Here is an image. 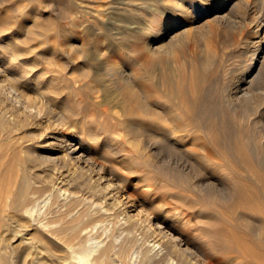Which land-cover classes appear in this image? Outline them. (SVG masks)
Instances as JSON below:
<instances>
[{"label": "bare ground", "instance_id": "bare-ground-1", "mask_svg": "<svg viewBox=\"0 0 264 264\" xmlns=\"http://www.w3.org/2000/svg\"><path fill=\"white\" fill-rule=\"evenodd\" d=\"M131 1L152 15L127 28L141 39L136 71L99 79L102 63L69 72L72 61L39 66L19 48L0 62V153L14 159L0 194V264H264V164L251 145L264 137V7L244 5L259 47L222 81L224 54L189 45L229 41L242 0ZM151 171L182 193H156ZM186 193L217 214L198 213ZM232 208L243 210L232 224L244 232L215 227ZM246 214L259 215L256 232ZM206 228L223 238L205 240ZM31 245V259L17 262Z\"/></svg>", "mask_w": 264, "mask_h": 264}, {"label": "rangeland", "instance_id": "rangeland-1", "mask_svg": "<svg viewBox=\"0 0 264 264\" xmlns=\"http://www.w3.org/2000/svg\"><path fill=\"white\" fill-rule=\"evenodd\" d=\"M112 1L114 3H112ZM123 1L126 2L120 4L114 0H85V2L82 0H0V62L5 61L4 59L9 56L8 51H10V49L19 48L25 51L24 56H26L29 61L39 66H46L49 63L62 64L66 60L69 62L72 61L74 63L70 64L72 66L68 69L69 72L71 70L75 72V69H90L102 63V66H100L101 69L98 71L99 79L105 78L108 80L112 78V80H115L117 77L114 74L115 71L121 70L122 68L136 71L135 68L137 69V67H139L141 58H135V48L141 39L138 34L128 32L127 28L133 26L131 22L135 20L136 17L146 19L149 16L150 18L152 16L149 14L151 8H147L144 5L139 8L135 7V3L131 0ZM241 3H243V5L239 4L240 10L238 9V11H240L239 13L242 15L237 13V17L241 16L247 21L245 19L243 20L245 23V25L243 23L244 26L230 24V29L232 31L230 29L228 30V35L230 34L228 36L229 41H224L222 43L221 38L219 39L215 36L214 39L215 34H212L210 35L211 38L209 36L206 37L207 39L209 38L208 41L206 38H203L201 39L202 42L201 40H197L198 42H191L192 44L195 43L194 45H191V43L189 45V47L204 46V49L207 48L210 54L215 56L216 59H220L224 54V60L221 64L222 67H220L219 63L217 65V67L220 68V75H218V78L223 79L222 81L231 80V76H235V74L238 73L239 67L244 66L250 61V58L253 56L252 50L254 49L256 51L259 47L258 44L253 42V38L258 35L253 32V27L249 24L252 15L250 13L246 14L245 12L247 11L243 8L249 5V7L254 6L253 8L257 9H255L256 13H261L260 7H264V0H242ZM130 10L132 12H129ZM258 15L263 16L264 14L261 13ZM262 18L263 22L264 16ZM234 27L237 28L236 31ZM250 29H252L251 31L254 34L250 32ZM262 32L263 31H260V35L263 39L264 33ZM261 41L263 44L261 47H263L264 40ZM70 44H72V46H70ZM216 52H218V54ZM8 58L9 59L6 60H13L10 56ZM244 58L246 60H244ZM132 59L136 60L133 61ZM238 64L239 67L237 66ZM262 67H264V63ZM181 71L183 72V70ZM228 74L231 75L229 76ZM228 77L230 78L228 79ZM260 78L261 81H264V68L261 69ZM94 84L99 87L97 83L94 82ZM139 84L141 85L143 82L139 81ZM208 96H211L209 97L211 99L217 98L215 93L213 95L210 93ZM1 104L2 101H0V105ZM251 117L254 118V115ZM241 126H243V124H241ZM244 141L248 143L246 138H244ZM251 145L256 148V150L260 149L258 152V161L264 164V146H262L264 145V137L261 138V140L259 138L257 146L253 143ZM4 153H0V194L7 186L3 183L4 178L7 177L6 173L10 169V165L11 168L14 166L13 157H8L5 160L2 159ZM137 160L140 162L142 161L139 157H137ZM168 167L169 164L167 163H163L161 166L163 170ZM148 175L153 178V183L158 187L156 193H168L171 189L174 191H181L182 193L181 185L169 179L166 174L157 176L156 173L151 171L148 172ZM206 176H211L213 179L221 178V174L217 170H211L209 173H206ZM189 180L192 182L193 180L196 182L198 181L197 183L201 186L203 184L202 188L207 190H211L214 186H217L213 184L212 180L206 181L207 183H200V180H196L191 176ZM150 183H152V181ZM129 191L137 196L140 189L139 186H131ZM186 194L191 195V193ZM191 196L195 198L194 209L198 213L200 212L202 215L211 214L214 216L217 214L213 209L209 208L201 212L200 210L205 208V203L201 202L200 198L198 199L194 194ZM257 204V212H259L260 216L264 215V201L258 202ZM224 211V214H226L225 220H218L215 227L221 228V230L224 231L227 227H230L233 232H244L241 228H236L232 224L234 215H236V213L241 214L243 210L238 208L233 210L232 208L230 211H226V209H224ZM247 215L248 214H246V217L251 215L254 218L249 217L252 221L256 222L257 219H259V215ZM202 220L203 219L198 220L197 226H205ZM256 224L257 222L253 226V232H256L259 228L257 226L258 224ZM206 230L207 236H203L205 240L208 239V241L210 240L213 242L215 238H223L222 235L210 233L207 228ZM27 237L30 238V234H28ZM251 241L257 244L254 239ZM212 248L215 250L216 247L212 246ZM32 252V245L28 249L21 250L17 255V262L29 261ZM225 253L233 255L231 252ZM15 258L16 257H12L13 260H15Z\"/></svg>", "mask_w": 264, "mask_h": 264}]
</instances>
